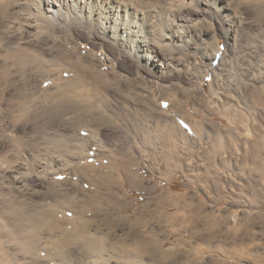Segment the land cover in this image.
<instances>
[{
    "label": "rangeland",
    "instance_id": "obj_1",
    "mask_svg": "<svg viewBox=\"0 0 264 264\" xmlns=\"http://www.w3.org/2000/svg\"><path fill=\"white\" fill-rule=\"evenodd\" d=\"M124 1L132 51L97 24L17 33L35 55L0 79V264H264V0ZM169 7L187 47L152 40ZM168 116L198 137L159 142Z\"/></svg>",
    "mask_w": 264,
    "mask_h": 264
},
{
    "label": "bare ground",
    "instance_id": "obj_2",
    "mask_svg": "<svg viewBox=\"0 0 264 264\" xmlns=\"http://www.w3.org/2000/svg\"><path fill=\"white\" fill-rule=\"evenodd\" d=\"M102 1L104 0H18V1L0 0V15L4 14L5 16V13L11 12V16H5V19L2 21V23L4 24L3 26H6V29L5 28H4L5 30L3 29V31H5L3 35L4 40L0 41V79L4 78V76L6 77L7 74L10 73V68L23 63L27 64L34 60L35 52L33 53L30 50L31 49L30 42L32 41L31 40L32 38L30 37L29 39L25 37H16L17 33L20 31L19 30L20 27H23L25 32L28 33L34 32V34L37 36L44 34H51V33L52 34L56 33L57 35L60 33H64L65 36L76 38L77 36L75 37L74 33L77 30L79 32V30L82 29L81 27L86 28L87 25L89 24H95V25L97 24L98 28L102 30L101 32H103L106 35V37L113 39L119 36L122 45L125 44L126 47L128 46L127 50L132 51V47L133 45L136 44V41L142 42V40H139V37H141L139 29H133V26L129 24L126 18V15L122 13V11L126 12L125 8H127L128 5L130 6V4L124 0H115V3H112L113 5H111L112 7H110L101 4ZM106 2L110 4L112 0H107ZM183 4H187V2ZM180 6H182V4L179 5V7ZM181 11L182 10H180V12L177 13L178 11L175 8L169 7L166 16L164 14L165 18H162L161 15L159 14L157 16V14L155 13L153 14L154 16L152 15L153 17H156L157 23L164 25L165 29L167 30V32L163 33L160 30V28H156V26L154 27L152 26L151 28V31L153 32L152 40L154 42L159 44L160 41L161 43H164V41H166L164 45L169 44L170 46H173L175 48L187 47L188 44H190V34L192 33L193 27L191 26L192 27L191 28L190 24L189 26L186 25L185 23L186 18L184 19L183 14H180ZM18 14H20V19L19 16L17 17ZM152 20L154 21L155 19L153 18ZM125 33L127 34L131 33V35H134V37H132L130 40L127 41L126 37L124 36ZM70 42L72 41L70 40ZM126 42L129 44L126 45ZM212 54H213L212 57H214L215 56L214 52ZM211 69L212 70L214 69L212 65H211ZM167 119H166L167 121L166 120L163 121L164 124L167 126V128L165 127V131H163L164 135L163 136L159 135L160 141L158 139L157 141L164 142V144L167 145L169 144L176 146L180 143L179 141L181 139L179 140L178 138L180 137L179 135H181L182 133L184 134L186 133V134L181 135L182 138H184V140H182L180 144L187 143L188 140L187 138L189 133L194 134L195 138L198 137V131L200 130L196 124L194 126L193 122L187 120H182V122H180L179 121L180 119L177 121L176 117L173 118V116L172 117L168 116ZM160 120L162 121V119ZM133 122L139 124L137 120H133ZM203 123L204 122H201L200 125ZM173 124H178V125L173 126ZM167 134H173L172 135L174 136L173 139L167 137ZM156 138H158V136ZM177 139L179 141H177ZM170 152L172 151H169L167 157L171 154ZM170 156L171 158L174 157L173 153ZM36 161H39L38 165L41 169H46V165H45L46 160L40 161L36 159ZM28 169L29 167L27 163L21 161L17 163L15 162L14 165H11L8 169H6V171L3 172L5 177H11V179L9 180L8 188L18 189V187L23 186L31 177V173H32L31 169L29 170V173L27 172ZM6 172H10V173H6Z\"/></svg>",
    "mask_w": 264,
    "mask_h": 264
},
{
    "label": "crops",
    "instance_id": "obj_3",
    "mask_svg": "<svg viewBox=\"0 0 264 264\" xmlns=\"http://www.w3.org/2000/svg\"><path fill=\"white\" fill-rule=\"evenodd\" d=\"M176 153H177V155L179 156H177L176 155ZM176 153H173V155H174V157L173 158H177L178 157V159H175V160H173L172 162H167L166 161V164H165V167H166V169H171V170H175L176 168H178V169H180V167H181V165H182V162H181V158H180V154H179V151H176ZM127 155V154H126ZM126 157V156H125ZM128 157H129V155H128ZM130 158V157H129ZM127 160V159H126ZM173 190H180V191H182V190H184V189H176V188H174Z\"/></svg>",
    "mask_w": 264,
    "mask_h": 264
}]
</instances>
